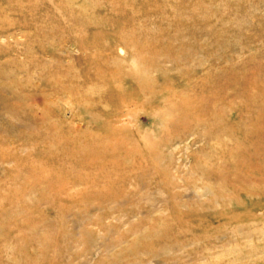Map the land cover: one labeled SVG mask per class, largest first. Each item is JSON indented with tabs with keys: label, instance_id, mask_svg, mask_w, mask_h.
Masks as SVG:
<instances>
[{
	"label": "rangeland",
	"instance_id": "1",
	"mask_svg": "<svg viewBox=\"0 0 264 264\" xmlns=\"http://www.w3.org/2000/svg\"><path fill=\"white\" fill-rule=\"evenodd\" d=\"M0 264H264V0H0Z\"/></svg>",
	"mask_w": 264,
	"mask_h": 264
}]
</instances>
